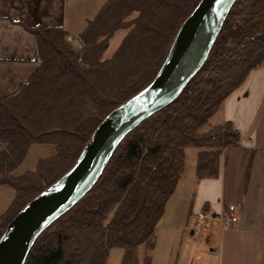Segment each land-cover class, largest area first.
<instances>
[{"label":"trees","instance_id":"trees-1","mask_svg":"<svg viewBox=\"0 0 264 264\" xmlns=\"http://www.w3.org/2000/svg\"><path fill=\"white\" fill-rule=\"evenodd\" d=\"M200 1L106 0L79 34V49L61 27L24 26L38 66L0 98V186L14 191L7 221L73 167L110 112L151 83ZM119 31L124 36L105 59ZM263 62L264 0H236L200 71L121 141L93 188L38 237L25 264H106L113 249L122 250L120 264H150L156 225L184 173V150H198L196 181L218 176L221 153L240 148L239 133L229 122L199 131ZM34 144L51 145L54 154L14 176Z\"/></svg>","mask_w":264,"mask_h":264},{"label":"crops","instance_id":"crops-1","mask_svg":"<svg viewBox=\"0 0 264 264\" xmlns=\"http://www.w3.org/2000/svg\"><path fill=\"white\" fill-rule=\"evenodd\" d=\"M106 0H0V98L17 91L37 69L32 35L24 26L61 27L78 37ZM229 122L238 150L221 153L218 176L196 181V153L166 202L154 231L150 264H255L264 262V62L220 104L208 122ZM238 209V225L194 235V214ZM143 257V256H142ZM141 263L142 258L139 257Z\"/></svg>","mask_w":264,"mask_h":264},{"label":"water","instance_id":"water-1","mask_svg":"<svg viewBox=\"0 0 264 264\" xmlns=\"http://www.w3.org/2000/svg\"><path fill=\"white\" fill-rule=\"evenodd\" d=\"M236 0H201L180 26L156 76L110 112L73 167L26 204L0 237V264H25L36 240L96 184L121 141L171 105L200 71Z\"/></svg>","mask_w":264,"mask_h":264},{"label":"rangeland","instance_id":"rangeland-1","mask_svg":"<svg viewBox=\"0 0 264 264\" xmlns=\"http://www.w3.org/2000/svg\"><path fill=\"white\" fill-rule=\"evenodd\" d=\"M123 36H124V32L119 31L110 39L109 45H108V47L104 53L105 59H108L112 56V54L116 50V48L119 45V42L121 41ZM210 118H212V116ZM210 118L208 119L207 123L200 129V131H199L200 133H203V134L208 133L213 129V127L208 126V122H209ZM216 126H218V125H216ZM185 152H186V167H188L190 165V160H191L192 155L196 153L195 163H196V158L198 155L197 149L186 148L184 150V168H185ZM53 154H54V148L51 145L34 144V145L30 146L23 162L13 172V175L17 177V176H20L21 174H23L24 172L34 170L35 165L39 159L49 158ZM194 170H195V168H194ZM13 197H14V191L11 188H9L7 186H0V237L3 234V232L5 231L7 225L14 218V217H12L11 220L7 221L12 216V212H11V214L5 215L8 207L12 203ZM199 212H197V213H199ZM194 216H195V214H194ZM194 216L192 217V220L190 222V230H191V224H192V221L194 219ZM204 233H206V231ZM204 233H202V234H204ZM121 255H122V250H120V249L110 250L106 264H120ZM138 255L140 258H142L143 246L138 247ZM255 264H258V263H255ZM260 264H264V262H262Z\"/></svg>","mask_w":264,"mask_h":264},{"label":"built area","instance_id":"built-area-1","mask_svg":"<svg viewBox=\"0 0 264 264\" xmlns=\"http://www.w3.org/2000/svg\"><path fill=\"white\" fill-rule=\"evenodd\" d=\"M66 42L76 49H79L81 44L79 37H66ZM239 222L238 209L233 206H229L226 210L219 215H214L208 211H200L195 214L191 224V232L194 235H201L205 231H209L212 228H218L220 231H230L234 229Z\"/></svg>","mask_w":264,"mask_h":264}]
</instances>
